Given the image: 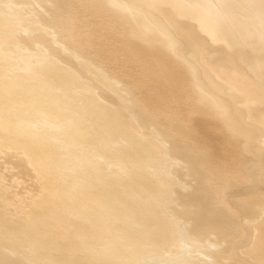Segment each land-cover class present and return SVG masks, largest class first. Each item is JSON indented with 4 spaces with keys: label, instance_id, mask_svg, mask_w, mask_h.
<instances>
[{
    "label": "bare ground",
    "instance_id": "bare-ground-1",
    "mask_svg": "<svg viewBox=\"0 0 264 264\" xmlns=\"http://www.w3.org/2000/svg\"><path fill=\"white\" fill-rule=\"evenodd\" d=\"M0 264H264V1L0 0Z\"/></svg>",
    "mask_w": 264,
    "mask_h": 264
},
{
    "label": "rangeland",
    "instance_id": "rangeland-1",
    "mask_svg": "<svg viewBox=\"0 0 264 264\" xmlns=\"http://www.w3.org/2000/svg\"><path fill=\"white\" fill-rule=\"evenodd\" d=\"M214 52V51H213ZM97 60V61H96ZM104 57H100L99 58V55L98 56H96L95 57V59L93 60V62L95 63V64H97L98 66H102V67H105L104 65H103V63H104ZM133 69H136V68H133ZM107 70V69H106ZM108 71V75H112V74H114V71H112V70H107ZM129 86V85H128ZM191 104V106H193V104L192 103H190ZM193 118L196 120V121H200L198 124H196V128L199 130V131H201V132H206L205 131V127L206 126H204V124H205V120H203L202 118H200V117H198V116H193ZM209 134H214V135H216V132L214 131V132H212V131H210L209 132ZM217 136V135H216ZM209 138H214V139H220V137H211V136H209ZM190 145L192 144L193 145V143H189ZM189 145V146H190ZM193 147V146H192ZM216 149H219V146H217L216 147ZM231 151V149L230 148H227V146H226V148H225V154H233V155H237L238 153L237 152H230ZM230 152V153H229Z\"/></svg>",
    "mask_w": 264,
    "mask_h": 264
},
{
    "label": "water",
    "instance_id": "water-1",
    "mask_svg": "<svg viewBox=\"0 0 264 264\" xmlns=\"http://www.w3.org/2000/svg\"><path fill=\"white\" fill-rule=\"evenodd\" d=\"M260 1H264V0H260Z\"/></svg>",
    "mask_w": 264,
    "mask_h": 264
}]
</instances>
